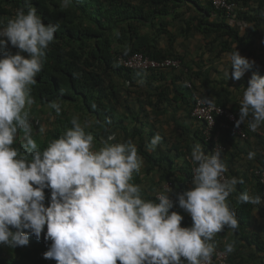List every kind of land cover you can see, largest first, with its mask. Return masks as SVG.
<instances>
[{"label": "clouds", "instance_id": "9594fccd", "mask_svg": "<svg viewBox=\"0 0 264 264\" xmlns=\"http://www.w3.org/2000/svg\"><path fill=\"white\" fill-rule=\"evenodd\" d=\"M71 3L62 0L61 7ZM58 28L46 24L27 2L6 26L0 24V245L27 246L30 236L39 240L43 233L51 241L43 258L57 264H212L215 235L238 227L227 198L243 183L225 175L223 147L206 154L199 144L193 145L188 157L192 186L173 199L166 185L155 201L142 198L140 187L131 182L143 164L131 140L103 141V147L94 150V135L86 131L89 122L73 117L62 136L42 151L38 148L27 109L34 103L31 86ZM227 60L231 71L225 75L234 80L255 63L238 48ZM51 107L61 112L59 103ZM245 123L252 131L264 125V76L258 72L251 75L240 100L236 127ZM20 131L23 153L13 147ZM161 139L156 134L150 148ZM254 156L250 152L248 158ZM46 188L51 189L48 204ZM238 198L262 203L260 196L247 191ZM177 203L191 216V226H182L184 215L173 210ZM233 250V244H226V253Z\"/></svg>", "mask_w": 264, "mask_h": 264}, {"label": "trees", "instance_id": "16d2710c", "mask_svg": "<svg viewBox=\"0 0 264 264\" xmlns=\"http://www.w3.org/2000/svg\"><path fill=\"white\" fill-rule=\"evenodd\" d=\"M229 1L237 4L235 16L253 22L248 32L257 31L264 19V0H255L256 6L251 5L254 0ZM26 2L37 9L46 24L59 25L54 42L46 50L42 71L31 86L33 106L31 110L27 109L32 124L31 135L38 148L42 151L50 141L62 136L72 126V118L78 117L82 124L89 122L86 131L94 135V150L103 147V141L116 143L131 140L136 145L145 167L133 174L131 182L140 187L145 200L155 201L166 185L173 190V199L177 192L189 189L192 186L193 165L189 158L184 161L180 158L189 154L191 148L188 147V153L183 152L184 146L188 145H183L178 139L171 145L160 134V143L154 150L151 149L150 141L159 132L148 120V107L155 114H162L181 101L185 105L186 117L203 124L192 115L197 93L210 96L223 106H228L232 101L228 92L217 93L209 88L217 82L209 78L210 70L204 69L205 49L210 54L213 51L217 54L225 50L233 52L232 43L242 44L249 35H241L227 21L226 10L217 8L213 0L204 3L201 0H72L67 8L61 7L62 0H0V24L6 26L18 9L26 8ZM216 16L219 19L212 20ZM179 21L184 22V27L177 33ZM193 32L201 33L205 38L215 37L205 42L199 61L194 59L189 62L181 46L186 44ZM11 50L17 51L15 48ZM136 52L158 60L167 57L180 59L182 66L163 71L133 70L120 62V57H129ZM252 68V74L259 70L254 65ZM167 75L172 77L168 84L154 86L153 80H165ZM200 87L208 88L209 92H201ZM52 102L60 104L59 114L51 107ZM46 105L51 107L56 118L47 120L51 127L45 133V138H42V133L34 132L33 129L39 109ZM231 109L236 113L234 107ZM246 132L249 138L255 135L258 147L254 149L257 152L255 161H249L246 166L244 173L247 174L241 176L231 162H235L236 155L243 152L241 142L249 138L244 140L230 130H224L221 142L228 146L224 160L229 168V177L256 181L258 190L254 196L262 197V186L255 170L260 167L264 169V150L259 149L264 147V135L252 134L248 129ZM195 135L204 146L205 153H211L213 144L206 141L201 128ZM109 137H112L110 141ZM23 142V132L20 131L13 147L23 153ZM164 145H167L166 149H163ZM243 184L237 188L236 194L233 192L227 198L238 218V227L233 230L230 241L234 247L233 252L229 253L231 264H246L244 252L249 249L264 253V228L252 223L255 210L264 216V201L259 205L241 202L238 197L243 193ZM45 196V203L48 204L51 189H45ZM173 210L184 215L182 226H191V216L179 208L178 203ZM254 224H257L256 231L251 229ZM227 230L230 228L226 227L223 231ZM44 231L46 233V226ZM224 234L215 235L216 249L225 250L229 243H224ZM43 235L39 240L30 236L29 244L23 247L0 245V264H57L53 259L43 258V253L51 244ZM248 255L252 256L250 252Z\"/></svg>", "mask_w": 264, "mask_h": 264}, {"label": "crops", "instance_id": "0c3cea01", "mask_svg": "<svg viewBox=\"0 0 264 264\" xmlns=\"http://www.w3.org/2000/svg\"><path fill=\"white\" fill-rule=\"evenodd\" d=\"M203 3L207 0H201ZM252 6H256L255 0L251 2ZM248 10H250V7H247ZM187 18V16H186ZM219 17L212 18V20H217ZM227 21L233 25L236 29L239 30L241 35L248 34V40H244V43H232L231 48L233 50L240 51L241 55L248 57L250 60H254V67L259 69L257 72H263L264 73V19L261 20L260 25L257 28V31L250 33L248 32L251 27L253 26V22H248L245 19L238 18L237 16L233 19L227 18ZM184 27V22L179 21L178 26L176 27V32L179 33L180 29ZM215 35L210 36L209 38H205V36L198 32H193L191 34V37L189 40H186V44L181 46L179 44L178 47H182V52L186 53V60L189 62H192L194 59L199 61V55L203 51V47L205 46V42L209 41L210 39H213ZM250 40L252 41L250 43ZM216 49L219 50L218 45L215 43ZM232 51H223L221 54H217L215 51L209 53V50L204 51V69L210 70V79H212L214 82L213 85H210V89H212L213 92H222L227 94L232 99V101L229 103L227 107L231 108L234 107L236 110L237 115L239 116V106H240V100L242 99L243 92L245 87L248 84V81L252 75V71H248L244 77H242L240 80H234L231 78H228L225 75V72L231 71V64L227 60V55L230 54ZM263 62V63H262ZM253 69V68H252ZM264 76V74H262ZM171 75H167V77L164 79H155L153 80L154 86L161 85L164 83H167L171 81ZM221 82V83H220ZM199 85V83H198ZM144 88V84H142ZM201 92L208 93L209 89L205 87L199 88ZM227 89V91H226ZM224 90L226 92H224ZM224 99V98H223ZM232 110V109H231ZM148 111L150 113V117L148 120L153 124V126L156 127V132H159V135H163V140L166 143L175 144L176 140H180L184 146L182 149L183 152L186 151L188 153V147L192 149L193 145L199 144L201 148L204 150V146L201 145V142L196 137L195 133L198 132L200 128L202 127V124L197 120L188 119L186 117V109L185 105L181 101L177 102L176 106L170 107L166 112L162 114H155V112H152V108L148 107ZM262 129H264V125L261 126ZM167 145H164L163 149H166ZM241 148L243 152L240 154V152L236 155L235 162H231V165H234V169L240 171V175L244 173V171L247 169V165L249 164V161H255L256 157V151L254 150L257 147V138L255 135H252L248 141L241 142ZM262 148H259L260 151L264 150ZM246 151V152H245ZM191 152V150H190ZM189 154L185 155L183 158L181 157L180 160L184 161L187 160ZM250 152H254L255 156L252 159L248 158V155ZM159 153V152H158ZM264 153V151H263ZM225 157V156H224ZM229 170V168H228ZM247 174V173H244ZM142 176H144L142 174ZM141 176V177H142ZM145 178V177H144ZM155 178V176H154ZM243 180V186L242 190L243 192L247 191L251 195H255L257 193V184L256 181H252L249 178L246 180L244 177ZM241 183L237 184L236 191L234 193H237V188L240 187ZM255 217L253 218L252 223H258L262 228H264V216L259 214L257 210L254 212ZM257 220V221H256ZM251 229L257 230V224H254V226H251ZM226 232V233H225ZM225 233V234H224ZM233 229L222 231L218 233L219 235L224 234V243H227L232 240L233 238ZM263 234V233H262ZM264 236V234H263ZM249 252L252 254L251 257H249ZM244 258L246 264H264V253L258 252L254 248L249 249L248 251L244 252Z\"/></svg>", "mask_w": 264, "mask_h": 264}, {"label": "built area", "instance_id": "2783aa9c", "mask_svg": "<svg viewBox=\"0 0 264 264\" xmlns=\"http://www.w3.org/2000/svg\"><path fill=\"white\" fill-rule=\"evenodd\" d=\"M214 5L219 9H224L227 12V18L233 19L237 4L229 0H213ZM120 62L127 68L133 70H168L170 68H180L182 61L180 59L167 57L165 59H154L150 56L136 52L129 57H120ZM129 84V82H127ZM192 115L200 120L203 124L201 127L202 135L209 143L213 144L212 151L214 148L223 147L222 157L224 152L227 150V145L221 142L222 132L224 130H230L233 134H236L240 138L246 140L249 138L246 129L252 134L264 135V129H258L252 131L247 123L241 124L236 127V120L239 116L227 106L217 104L215 100L210 96H205L197 93L192 109ZM224 159V157H223ZM261 186H262V201H264V169L262 167L255 170ZM229 177L228 173L225 174ZM166 188L169 189L167 186ZM212 264H231L229 262V253L225 250L216 249L213 254Z\"/></svg>", "mask_w": 264, "mask_h": 264}, {"label": "rangeland", "instance_id": "374dc122", "mask_svg": "<svg viewBox=\"0 0 264 264\" xmlns=\"http://www.w3.org/2000/svg\"><path fill=\"white\" fill-rule=\"evenodd\" d=\"M33 105L29 106L28 107V110H31ZM53 110H51V107L46 105L42 108L39 109V112H38V116L37 119L35 120V125H34V129L33 131L34 132H37L39 133L40 132V128L41 126L44 127L45 131L44 132H40L42 133L41 137L42 138H45L46 136V132L49 130V128L51 127V124L47 121V120H55L56 118V112H52ZM77 114V113H75ZM62 116V114H61ZM61 126V125H60ZM145 163L142 164V168L145 167L144 166ZM143 180L145 179L144 176H142Z\"/></svg>", "mask_w": 264, "mask_h": 264}]
</instances>
